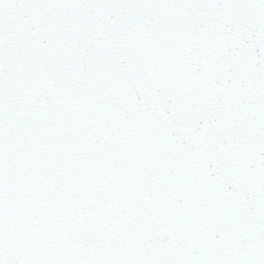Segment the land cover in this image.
Listing matches in <instances>:
<instances>
[{"label": "snow or ice", "instance_id": "1", "mask_svg": "<svg viewBox=\"0 0 264 264\" xmlns=\"http://www.w3.org/2000/svg\"><path fill=\"white\" fill-rule=\"evenodd\" d=\"M0 264H264V0H0Z\"/></svg>", "mask_w": 264, "mask_h": 264}]
</instances>
